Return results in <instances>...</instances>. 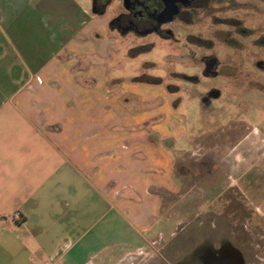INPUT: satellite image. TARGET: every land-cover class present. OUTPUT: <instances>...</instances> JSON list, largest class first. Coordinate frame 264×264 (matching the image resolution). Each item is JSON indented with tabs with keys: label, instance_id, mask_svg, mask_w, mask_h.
<instances>
[{
	"label": "crops",
	"instance_id": "crops-1",
	"mask_svg": "<svg viewBox=\"0 0 264 264\" xmlns=\"http://www.w3.org/2000/svg\"><path fill=\"white\" fill-rule=\"evenodd\" d=\"M111 11L0 0V264H84L89 238L133 246L122 261L173 236L145 234L179 192L167 147L183 124L166 94L109 76Z\"/></svg>",
	"mask_w": 264,
	"mask_h": 264
},
{
	"label": "rangeland",
	"instance_id": "rangeland-1",
	"mask_svg": "<svg viewBox=\"0 0 264 264\" xmlns=\"http://www.w3.org/2000/svg\"><path fill=\"white\" fill-rule=\"evenodd\" d=\"M167 28L171 39L113 32L119 65L108 69L113 78H135L166 94L169 112L183 124V134L172 132L174 145L167 147L179 192L163 197L161 220L145 237L160 228L173 231L164 254L171 263L212 234L230 239L247 264H264V217L257 214L264 198V0H217ZM211 58L217 74L205 77ZM180 227L185 230L177 238ZM83 249L84 264H117L135 250L90 238Z\"/></svg>",
	"mask_w": 264,
	"mask_h": 264
},
{
	"label": "flooded vegetation",
	"instance_id": "flooded-vegetation-1",
	"mask_svg": "<svg viewBox=\"0 0 264 264\" xmlns=\"http://www.w3.org/2000/svg\"><path fill=\"white\" fill-rule=\"evenodd\" d=\"M216 1L217 0H92V10L99 15H105L109 9H112L111 18L107 25V30L112 35L113 32L119 35H146L154 33L165 39H171L173 33L167 28L168 26L178 19H183L184 16L194 15L197 11L207 10L209 5ZM116 48L119 51L117 40ZM210 173L211 172H208V175H210ZM183 229L184 228L177 230V238L180 236V233L185 230ZM209 235L208 237L203 236L202 240L200 239L194 246L192 245L193 248L191 246V250L187 255H177L178 259H175L173 263L169 262L168 257H164V254L168 255L167 242L169 237H159V241H155L154 243L151 242L145 247L148 253L144 255H149L150 257H143V261L137 264H247L246 257L242 250L230 239L220 237L215 240L212 234ZM154 244L158 246V251L153 249L152 246ZM142 254L143 253L128 257L130 261L129 264H136V261ZM153 254H155L154 258L152 257ZM117 264H121V261ZM124 264L127 263L125 262Z\"/></svg>",
	"mask_w": 264,
	"mask_h": 264
},
{
	"label": "water",
	"instance_id": "water-1",
	"mask_svg": "<svg viewBox=\"0 0 264 264\" xmlns=\"http://www.w3.org/2000/svg\"><path fill=\"white\" fill-rule=\"evenodd\" d=\"M217 66V61L215 59H208L206 62H205V70H204V73L203 75L205 77H208L209 75L211 77H216V71H214V68Z\"/></svg>",
	"mask_w": 264,
	"mask_h": 264
}]
</instances>
